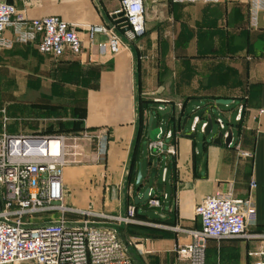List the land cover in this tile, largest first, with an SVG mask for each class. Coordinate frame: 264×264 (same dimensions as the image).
I'll return each instance as SVG.
<instances>
[{
    "label": "crops",
    "instance_id": "0c3cea01",
    "mask_svg": "<svg viewBox=\"0 0 264 264\" xmlns=\"http://www.w3.org/2000/svg\"><path fill=\"white\" fill-rule=\"evenodd\" d=\"M5 1L30 18L60 16L78 30L84 42L82 54L66 52L59 59L41 53L34 43L0 48V72L7 70L4 68L23 72L31 88L35 86L32 79L37 77L38 92L28 99H49L58 107L36 103L35 109H30L33 113L11 115L7 106L15 104L16 97L8 95L0 103V132L4 129V108L12 118L7 125L11 133H44L56 115H62L69 128H76V121L83 120V134H64L62 178L68 207L125 215L128 207L135 205L137 217L144 222L139 225L155 227L157 235L138 239L127 233L129 225L125 223L90 217L100 226L117 227L123 242L137 241L130 248L135 264H180L177 250L190 244L192 238L176 227L199 229L201 220L195 208L217 190H232L240 199L251 197L257 225L250 231L264 234V13L259 27H252L253 0H144L146 33L133 42L124 38L117 54L109 52L106 35L97 34L90 41L88 29L92 25L114 26L113 15L121 0ZM117 31L123 36L121 29ZM159 47L169 52L167 57L150 61L144 50ZM97 66L105 67L99 71ZM73 82L77 84L69 98L63 97L62 84ZM10 98L14 100H6ZM220 98L232 100L220 109L227 119L217 117V122L223 119L225 128L218 123V131L213 125L206 134L202 125L212 117L210 109L223 105L217 103ZM82 103L85 108L78 107ZM159 108L170 111L163 113ZM190 109H195L192 114ZM240 110L242 119L238 121ZM151 114L152 127L158 120V129L173 133L164 138L161 154L149 151L154 139ZM196 117L198 129L192 132ZM230 130L233 137L227 145ZM221 131V143L215 142ZM237 143L253 151V158L239 157ZM170 145L176 147V155L167 152ZM140 165L143 181L137 186ZM251 181L257 184L253 189ZM147 188L161 199V208L148 206L147 200L137 201ZM142 207L155 212L150 214ZM67 217L87 218L79 212ZM262 241L213 239L208 242L206 261L254 264L257 258L249 252L258 250Z\"/></svg>",
    "mask_w": 264,
    "mask_h": 264
},
{
    "label": "built area",
    "instance_id": "2783aa9c",
    "mask_svg": "<svg viewBox=\"0 0 264 264\" xmlns=\"http://www.w3.org/2000/svg\"><path fill=\"white\" fill-rule=\"evenodd\" d=\"M224 0H173L175 3H220ZM123 13L125 20L114 26L92 25L88 37L93 41L97 34L108 37V49L117 54L124 46V38L133 42L146 33L144 0H121L114 14ZM251 25L259 27L264 13V0H253ZM123 31V36L117 29ZM124 28L128 30L124 31ZM7 32L11 33L7 36ZM16 43L37 45L38 50L54 59L66 52L82 54L84 42L78 30L58 15L30 18L14 4L0 0V48L11 49ZM4 129L0 132V264H135L130 248L135 240L125 243L115 226H100L90 217L112 222L143 224L137 217L135 205L127 214L118 215L93 210L78 211L65 204L63 171L65 167L64 134L11 133V121L2 109ZM242 119L240 110L237 120ZM220 127L225 122L219 118ZM199 117L192 124L198 129ZM203 130L208 123L202 125ZM159 128L157 138L149 143L151 154L164 151V138H171ZM241 158H253L254 152L235 144ZM167 152L176 155L170 145ZM251 181L250 187H256ZM148 206L161 208L162 201L149 192ZM82 213L87 218L69 220V213ZM200 217L199 229L176 230L190 235L192 242L177 250L180 264H210L206 261L209 240L262 239L258 250L249 252L256 257L254 264H264V234L250 231L257 225V211L251 197L240 199L232 190H217L205 197L195 208Z\"/></svg>",
    "mask_w": 264,
    "mask_h": 264
},
{
    "label": "rangeland",
    "instance_id": "374dc122",
    "mask_svg": "<svg viewBox=\"0 0 264 264\" xmlns=\"http://www.w3.org/2000/svg\"><path fill=\"white\" fill-rule=\"evenodd\" d=\"M146 42L148 41V38L144 39ZM146 54L149 53V59L150 61L153 60H157V61H161L163 59H165L168 55V51L165 49H162V47L156 48L154 50H144ZM34 52H36V49H34ZM38 56V55H37ZM39 57H42L41 55H39ZM7 70H3L2 72H0V103L3 101L4 97H8V95H12L14 97H16V103L15 104H9V108L10 111L15 114V111L19 112V114H29V112H32L30 109H35V105L37 103V100L34 99L33 102H31V99H28V96H32L35 93L37 94L38 92V81H34L37 80L32 79V83L33 85H35L33 88L28 87L26 84L28 78L26 76L23 75V72L21 71H10L9 68H4ZM31 79V78H30ZM60 79V78H58ZM26 81V82H25ZM77 83H69L68 85H63L62 84V96H66L69 98V95L71 94V89L74 88V85ZM86 84H90V83H86ZM40 91V90H39ZM13 93H15L17 96H15ZM34 98V97H33ZM33 100V99H32ZM66 105V104H64ZM56 106V105H55ZM63 108H68V106H61ZM53 108V107H52ZM220 109H225L224 105H218V106H214L211 110V115L213 117V125H214V130L218 131L219 130V126H218V122H217V117L219 115H221L222 117H224L225 119H227V117L224 115V113H222V111ZM195 109H190L189 112L192 114L193 111ZM45 111V110H44ZM33 113V112H32ZM189 113V114H190ZM157 117V116H156ZM164 120L167 122L168 121V117L165 116ZM192 120V117L190 118V121ZM158 120L155 121L154 126L151 128V135L152 137L155 138V136L158 133ZM189 121V123H190ZM199 137H202V134L199 132L198 133ZM1 194V193H0ZM142 210H145L146 212L153 214L155 212V209H151V208H147V207H142ZM127 233L132 234L136 237H138V239H140V237H152L154 235H157V229H155V227H151V226H146V225H140L138 227H128V229H126ZM135 243H137V241L135 240ZM21 264H26V263H21Z\"/></svg>",
    "mask_w": 264,
    "mask_h": 264
},
{
    "label": "trees",
    "instance_id": "16d2710c",
    "mask_svg": "<svg viewBox=\"0 0 264 264\" xmlns=\"http://www.w3.org/2000/svg\"><path fill=\"white\" fill-rule=\"evenodd\" d=\"M105 66H97L98 70H102ZM95 86V85H94ZM7 101H13L14 99H6ZM37 103H41L42 105H45L47 107H50L53 109L58 108L57 106H55L54 104L51 103V101L49 99H40V101L38 100ZM8 109L9 105L7 106ZM79 108H85V104L82 103L78 106ZM9 113L12 115L13 113L11 111H9ZM15 114L17 115V111H15ZM57 119H55L50 126L44 131V133L46 134H83L86 131V128L83 124V120H78L76 121V124L78 126H76V128H69L68 122L64 121L62 118V115H56L55 116ZM140 226L139 224H130L129 227H138ZM142 226V225H141ZM213 240V239H211ZM209 240V241H211ZM216 240V239H214ZM225 240V239H223ZM226 240H234V239H226ZM207 248H208V244H207Z\"/></svg>",
    "mask_w": 264,
    "mask_h": 264
},
{
    "label": "water",
    "instance_id": "95a60500",
    "mask_svg": "<svg viewBox=\"0 0 264 264\" xmlns=\"http://www.w3.org/2000/svg\"><path fill=\"white\" fill-rule=\"evenodd\" d=\"M115 21L118 23V22H122L125 20V17H124V14L121 12V13H118V14H114L113 15ZM124 31L128 30V28H124L123 29ZM232 102L231 99H223V98H220L217 100V103L218 104H223V105H229L230 103ZM159 110L163 113H167L170 111V108H168L166 111H162V109L159 108ZM153 120H154V115L151 114L150 115V121H149V125H150V128L152 127V124H153ZM187 120V119H186ZM213 121H212V117H209V121H208V127L206 128L205 130V133L206 134H209L212 130V126H213ZM151 131V129H150ZM158 132H159V129H158ZM158 134V133H157ZM223 135L224 133L221 131L217 138L215 139V142H219L221 143V140L223 139ZM232 137H233V131L230 130L229 131V135L226 137L225 141H226V144L227 145H230L231 141H232ZM157 138V135L155 136L154 139ZM143 181V172H142V166L140 165V168H139V171H138V177H137V182H136V185L137 186H140L141 183ZM151 191V188H147L142 196V198H139L137 197V201L140 202V203H144L147 199H148V196H149V192Z\"/></svg>",
    "mask_w": 264,
    "mask_h": 264
},
{
    "label": "bare ground",
    "instance_id": "6f19581e",
    "mask_svg": "<svg viewBox=\"0 0 264 264\" xmlns=\"http://www.w3.org/2000/svg\"><path fill=\"white\" fill-rule=\"evenodd\" d=\"M114 103V102H113ZM117 106V105H116Z\"/></svg>",
    "mask_w": 264,
    "mask_h": 264
}]
</instances>
